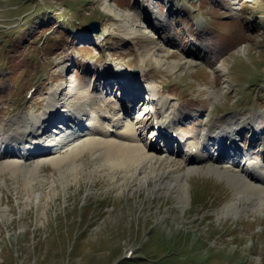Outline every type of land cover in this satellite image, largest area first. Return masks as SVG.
I'll list each match as a JSON object with an SVG mask.
<instances>
[{
  "label": "rangeland",
  "instance_id": "obj_1",
  "mask_svg": "<svg viewBox=\"0 0 264 264\" xmlns=\"http://www.w3.org/2000/svg\"><path fill=\"white\" fill-rule=\"evenodd\" d=\"M148 9L168 16L167 23L155 13L154 21L161 20L163 25L148 19L142 21L141 16L147 15ZM120 18L129 21L137 31L122 33ZM91 21L99 22L100 33L86 29ZM115 22L119 29L114 27ZM142 24L148 25L145 34L140 29ZM166 24L174 30V36L170 31L159 35ZM188 29L195 31L193 35L187 36ZM168 36L171 39H167L166 45L170 50L155 49ZM170 54L176 56L169 57ZM193 55L194 58L190 57ZM181 59L189 62L181 63ZM176 63L178 67L169 71ZM119 69L124 73L118 72ZM215 69L218 86L213 83ZM167 77L176 81L168 88L162 84ZM117 78L134 90L130 92L121 86L119 92L120 86L114 83ZM182 79L196 89L189 99L199 98L197 103H188L193 107L187 111L201 109L198 116L188 115L189 119L180 126L190 120L195 126L191 134H195L211 111L212 120L208 115L202 129L210 123L219 126L212 140L222 132L233 133L236 138L239 135L240 149L253 147L251 140L257 133L258 142L264 125L252 128L250 134V129L241 127L253 112L261 113L264 122V0H0V116L5 118L0 119L1 123L33 112L37 118L43 117L35 128V136L43 134L50 131L46 125L57 116V109L63 110L59 106L60 96L62 102H68L67 110L71 113L77 89L101 96L97 94L101 89L94 90L109 82L111 89L103 92L105 99L118 109L129 105L132 99L130 105L134 103L136 107L132 116L144 127L148 124L149 110L145 106L151 103L146 102L143 93L148 91L147 86L153 85L160 90L158 99L173 97L177 103L176 124L171 126L166 119L160 128L176 132L182 138L185 134L178 130L177 124L184 120L185 106L180 100H188L185 96L188 88L177 86ZM78 82L85 85H77ZM32 85L38 88L28 98L26 92ZM214 88L219 89V95H208ZM51 95H56L53 103ZM235 96L239 101L234 102ZM45 101L41 110H31L43 106ZM161 102L151 104L157 108L151 120L155 125L164 114ZM124 112L130 116L131 110L127 108ZM239 113L245 119L239 118ZM63 117L65 120L58 125L68 123L69 115ZM229 117L239 121L232 130L226 122L218 124ZM247 121L253 122L254 127L260 123L250 118ZM150 130L145 131L141 143L145 144ZM31 135L29 131L28 137ZM185 138L186 135L182 139ZM35 140L27 147V154L32 157L29 161L45 158L43 147H37ZM164 140L170 143L165 137ZM258 143L264 147V140ZM147 146L146 150L151 151L157 145L149 149ZM3 147L12 149L10 142ZM174 147L181 146L176 142ZM107 149L90 146L59 164L47 161L31 177L28 187L24 186L22 173L9 169L0 172V264H114V260L117 264H264V203L254 211L243 210L242 206L234 208V216H239H227L223 211L232 200L233 188L227 179L205 168L185 177L186 181L191 180V200L187 185L182 205L178 185L169 187L175 178L174 173H164L166 163L148 167L135 180L122 168L109 170L106 161L112 153ZM161 149L158 152L165 154ZM199 149L202 152L204 148L199 145ZM95 151L98 155L93 154ZM231 164L242 168L240 161ZM189 165H193L191 159ZM177 168L178 173L187 170L182 162ZM156 174L158 178H150L145 184L139 182ZM212 193L218 195L219 201L224 200L207 207L203 203ZM184 228L195 233H182ZM10 232L13 235L8 238ZM195 234L200 240L195 239ZM7 240L12 242L11 246ZM128 248L135 251V257L122 262L120 256Z\"/></svg>",
  "mask_w": 264,
  "mask_h": 264
},
{
  "label": "bare ground",
  "instance_id": "obj_2",
  "mask_svg": "<svg viewBox=\"0 0 264 264\" xmlns=\"http://www.w3.org/2000/svg\"><path fill=\"white\" fill-rule=\"evenodd\" d=\"M106 9H109L107 5ZM125 14L128 17L130 16L127 13ZM116 16H119V14L116 13ZM120 19L122 23L119 28L122 33L131 34L137 31L129 21H126L123 18ZM155 22L158 25H163L161 20L156 19ZM140 29L142 30V33L145 34L148 32V25L142 24L140 25ZM153 36L154 35L151 37ZM168 38H170V36L166 37L165 41H163L158 47H155V49L169 51L170 46L166 45ZM173 55L170 54L169 57ZM178 59H180V57ZM181 60V63L189 62V60ZM178 65L179 63L172 64L169 71H173ZM217 71L218 69L212 71L213 74H215V86H218ZM148 91L151 92V95H153L154 98L157 97L158 92L155 87L149 86ZM75 94V99L71 105L74 109H72V112L67 118L68 123L55 126V128L50 131H45L43 134L39 133L35 136V133L37 132L35 128L42 122L43 117L37 118L33 112L29 114H19L14 121L12 120L7 123L0 122V172L9 169L13 173H22L24 176V186L28 187L31 186V177L36 175L39 170H42V168H44L43 165H45L47 161L49 164L52 163L53 165H56L67 159L80 155L90 146H106L108 152L112 153L107 157L106 161L110 166L109 170L114 171L116 168H122L130 174V178L135 180L140 173H145L148 167L156 165L161 166L166 163L164 173H174L173 177L175 178L174 181L169 184V187L174 188L175 185H178L177 188L181 192H177L178 194H176L179 197L180 203L183 204L186 199V187L188 184L185 177L193 171L204 170L203 167H199L198 165L208 158L207 153L199 151V145L203 148H207L210 140L214 138L216 130L219 129V126L210 123L202 129L204 134H201L199 139H195V141L186 140V143L181 146L184 148L185 155L183 158H186V155L193 151H196V156L192 158L190 157L193 165H189L187 170L178 173L179 170L177 164L179 163L174 161L172 164V160L167 156V153L162 154L158 152L161 149L160 147L154 146L151 151H147L145 147L149 143L148 140L146 145L140 143L139 136L144 131L139 129V126L141 125H138L139 128L134 126V123L128 118L129 114H125V112H122L125 115L121 114V112L117 113L115 108L108 101L102 100L101 96H98L95 93L90 95V92L86 91V89H77ZM208 95L218 96L219 89L214 88L209 90ZM77 96L81 97V100L78 99ZM55 98L56 95H51L50 103H53ZM176 104L177 103L171 101L169 97H165L161 102L160 108H163L164 114L161 121H155L159 128L162 123L166 122V119L169 121V125L173 126L176 124L178 115ZM225 122L229 125L231 130L239 124V121L232 117L227 118ZM29 131L32 132L31 137H28ZM207 133H209L208 136L206 135ZM40 135H45V138ZM184 136L185 135H183L182 138H184ZM35 138V141H37V147H43L42 153H46L45 158L37 159L36 161H29L32 157L27 154V147L31 145L32 140ZM215 141L219 144V148L223 149V151H220V156L224 157L223 159H229L232 164H237V162L240 161V165L242 166L241 169L236 168V170L229 169V167L221 168L215 165L207 167L210 172H215L216 175L227 179L233 188L232 200L226 205L223 213L227 216L234 215L232 210L234 208H240L241 206L243 210L250 208L254 211L264 203V169L262 168L264 165V157H262L264 147L262 144L258 143L259 148L257 152L250 150L242 152L239 149L237 138L233 133L226 134L222 132ZM5 142H10L11 150H5L6 148L3 147ZM260 142L262 143L263 141ZM228 149L230 151H226ZM62 151H64V153H61ZM4 158H6V160L2 161ZM231 163L228 162V164ZM158 175L159 174L147 176L139 182L145 184L150 178H158ZM179 177H181L180 180H178ZM161 185L162 184L159 183V186ZM245 203H249L250 206L245 205Z\"/></svg>",
  "mask_w": 264,
  "mask_h": 264
},
{
  "label": "water",
  "instance_id": "obj_3",
  "mask_svg": "<svg viewBox=\"0 0 264 264\" xmlns=\"http://www.w3.org/2000/svg\"><path fill=\"white\" fill-rule=\"evenodd\" d=\"M86 29H88L89 31H92V32H99L100 31L99 23L98 22H90L86 25Z\"/></svg>",
  "mask_w": 264,
  "mask_h": 264
}]
</instances>
